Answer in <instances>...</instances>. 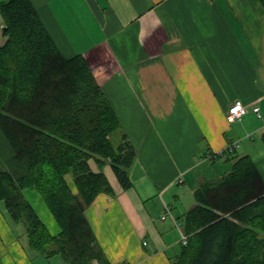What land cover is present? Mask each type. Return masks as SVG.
<instances>
[{
    "label": "crops",
    "instance_id": "crops-1",
    "mask_svg": "<svg viewBox=\"0 0 264 264\" xmlns=\"http://www.w3.org/2000/svg\"><path fill=\"white\" fill-rule=\"evenodd\" d=\"M31 2L64 55L86 56L137 150L132 186L123 188L106 164L114 194L100 193L85 211L110 264H171L181 250L176 222L195 203L188 207L186 184L194 195L200 180L220 177L231 169L233 156L243 154L264 175L262 0ZM4 27L0 13V42ZM236 100L259 106L261 116L250 110L228 122ZM231 143L235 148L223 157H207ZM10 155L0 131V164ZM91 167L99 170L95 160ZM66 179L76 191L72 175ZM25 194L50 232L58 233L38 192ZM167 207L170 213L162 218ZM0 264L68 263L61 255L32 252L0 208Z\"/></svg>",
    "mask_w": 264,
    "mask_h": 264
},
{
    "label": "trees",
    "instance_id": "trees-1",
    "mask_svg": "<svg viewBox=\"0 0 264 264\" xmlns=\"http://www.w3.org/2000/svg\"><path fill=\"white\" fill-rule=\"evenodd\" d=\"M0 13V131L11 147L0 164V208L32 252L68 264H110L85 211L100 193L114 194L106 164L123 188L132 186L137 150L125 132L117 135L121 122L86 56L60 51L31 0L0 1ZM232 159L228 172L196 184L194 205L176 222L187 242L181 239L171 264H264V175L250 155ZM26 189L39 193L58 233Z\"/></svg>",
    "mask_w": 264,
    "mask_h": 264
},
{
    "label": "built area",
    "instance_id": "built-area-1",
    "mask_svg": "<svg viewBox=\"0 0 264 264\" xmlns=\"http://www.w3.org/2000/svg\"><path fill=\"white\" fill-rule=\"evenodd\" d=\"M250 110L255 112L258 116H261V111H260L259 106L255 105L252 108H250V106L244 104L241 100H236V101L232 102L228 108L227 120L230 123L238 121L245 114H247ZM169 213H170V207H167L166 213L163 214L162 218H166ZM181 239L185 243L187 242V236L186 235L183 234Z\"/></svg>",
    "mask_w": 264,
    "mask_h": 264
},
{
    "label": "rangeland",
    "instance_id": "rangeland-1",
    "mask_svg": "<svg viewBox=\"0 0 264 264\" xmlns=\"http://www.w3.org/2000/svg\"><path fill=\"white\" fill-rule=\"evenodd\" d=\"M3 40H4V39H3ZM121 134H122V130L120 129V131L118 132L117 135H121ZM114 136H115V135H113V141L116 142V138H115ZM214 164L220 165V164H223V161H222V160H221L220 162H219V161H215V162H212V163H211V161H210V162L204 164L203 166H201L200 169L203 168L204 166H210V168H214V167L217 166V165H214ZM212 165H214V167H211ZM212 173H213V172H212ZM196 175H197V169H195L194 171H191V173L188 175V177H189L190 179H192V178H194ZM132 181H133V180H132ZM189 185H191V184H189ZM189 185L186 184V185L183 187L184 192H187V196H188V201H187V203H188V207L190 206L189 204L192 205V203L195 201L194 195H192V193L190 192V191H191V190H190L191 187H189ZM176 186H178V185H176ZM38 194H39V193H38ZM189 198H190V200H189ZM57 225H58V224H57ZM58 226H59V225H58ZM59 230H60V227H59Z\"/></svg>",
    "mask_w": 264,
    "mask_h": 264
},
{
    "label": "water",
    "instance_id": "water-1",
    "mask_svg": "<svg viewBox=\"0 0 264 264\" xmlns=\"http://www.w3.org/2000/svg\"><path fill=\"white\" fill-rule=\"evenodd\" d=\"M6 27L3 28V30H5Z\"/></svg>",
    "mask_w": 264,
    "mask_h": 264
}]
</instances>
